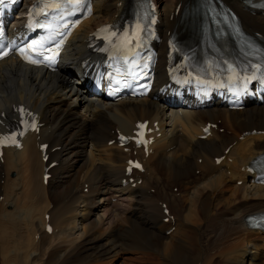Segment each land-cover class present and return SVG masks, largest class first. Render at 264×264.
I'll list each match as a JSON object with an SVG mask.
<instances>
[{
    "label": "bare ground",
    "instance_id": "bare-ground-1",
    "mask_svg": "<svg viewBox=\"0 0 264 264\" xmlns=\"http://www.w3.org/2000/svg\"><path fill=\"white\" fill-rule=\"evenodd\" d=\"M94 1L92 19L75 32L56 72L27 68L17 60L0 63V123L14 120L17 106L26 105L39 113L44 126L21 151L6 150L0 159V264H83L118 258L120 247L125 250L115 236L122 230L119 221L134 234L131 249L153 251L141 252L144 264H264V235L246 222L264 212V187L248 170L264 154V105L249 103L234 112L216 105L187 110L169 107L162 97L107 102L92 94L75 61L92 31L118 21L128 3ZM189 1L167 0L164 12L158 11L163 38L180 18L175 14L178 6L181 12ZM224 1L239 13L246 30L264 36V15L245 12L243 0ZM160 51L165 49L161 46ZM144 120L158 122L161 135L144 161L146 171L135 178L141 183L124 187L130 156L118 147L116 136ZM219 121L224 132L212 131L202 140L206 124ZM44 143L50 151L46 164L39 150ZM53 161L58 165L44 185V169ZM103 200L104 218L108 216L105 220L113 229L101 239L96 231L106 221L91 218L103 210ZM162 203L173 221L164 222ZM46 215L50 235L45 233Z\"/></svg>",
    "mask_w": 264,
    "mask_h": 264
},
{
    "label": "rangeland",
    "instance_id": "rangeland-1",
    "mask_svg": "<svg viewBox=\"0 0 264 264\" xmlns=\"http://www.w3.org/2000/svg\"><path fill=\"white\" fill-rule=\"evenodd\" d=\"M157 1V6H158V8H159V10L161 11V13H163L164 12V9H165V6L167 5V0H156ZM160 13V14H161ZM84 94H87L89 97H92L91 95H89V93H88V91L87 90H85V92H84ZM93 97H95V96H93ZM86 103V102H85ZM85 103H84V106H85ZM75 156V155H74ZM74 160L76 161H78V156L76 155L75 156V158H74ZM77 165V164H76ZM80 170V168H78V171ZM175 191H177V187H175L174 188V192ZM84 192H87V189H85L84 190ZM88 193L89 192H87V193H85L86 195H88ZM97 202H99V201H97ZM112 202H116V201H112ZM99 204V203H98ZM107 204V203H106ZM106 204L104 203V200H103V202H101L99 205L100 206H102V207H104V206H106ZM96 209V208H95ZM103 210L105 209V207L104 208H102ZM101 211V210H99V211H101V212H95V214L92 216V220L95 222H97V220H102V221H106L105 222V224L103 225V226H101L100 228H98L97 229V231L96 232H98V234H102L101 236L100 235H96V236H98L99 238H101V239H104V237H106V236H108L110 233H111V231H112V229H113V227H111V226H109V224H108V219L107 220H105L108 216H106L105 218H104V212H105V210L104 211ZM90 219V220H91ZM89 220V221H90ZM117 223V222H116ZM119 223V224H118ZM117 224L120 226L121 225V227H122V230H120L119 232H117V234L115 235L116 237H118L119 238V241H120V243H124V245H123V247H124V249L125 250H123V248L122 247H120V249L118 250V252H120L119 253V255H118V258L116 257V258H112L111 259V257H110V259L109 258H104V257H102L100 260H98L99 262H97L96 260H91L90 262H87V263H83V264H91V263H93V264H96V262L98 263V264H144L143 263V260H142V255H141V252L142 251H135V250H133V249H131L130 248V245H129V242L131 241V240H129V238H131L132 236L131 235H134V234H132V231H130V230H127V226L125 225V224H123L121 221H119ZM125 225V226H124ZM111 229V230H110ZM127 231V232H126ZM129 232V233H128ZM127 233V234H126ZM131 234V235H130ZM120 236H122L121 238H120ZM118 240V239H117ZM126 242H125V241ZM127 245V246H126ZM129 246V247H128ZM122 248V249H121ZM124 251V252H123ZM128 251V252H127ZM146 251H148V250H146ZM146 251H143L142 253H153V251H148V252H146ZM138 252H140L139 254H138ZM137 253V254H136Z\"/></svg>",
    "mask_w": 264,
    "mask_h": 264
},
{
    "label": "snow or ice",
    "instance_id": "snow-or-ice-1",
    "mask_svg": "<svg viewBox=\"0 0 264 264\" xmlns=\"http://www.w3.org/2000/svg\"><path fill=\"white\" fill-rule=\"evenodd\" d=\"M69 2H76V3H79L80 0H69ZM4 3V0H0V4H3ZM33 63H35L36 61H32ZM22 134V133H21Z\"/></svg>",
    "mask_w": 264,
    "mask_h": 264
}]
</instances>
